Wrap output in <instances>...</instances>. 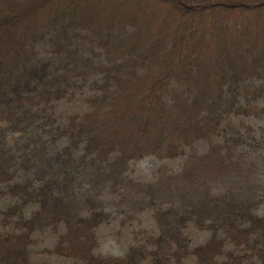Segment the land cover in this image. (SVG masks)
Returning a JSON list of instances; mask_svg holds the SVG:
<instances>
[{
  "label": "trees",
  "instance_id": "16d2710c",
  "mask_svg": "<svg viewBox=\"0 0 264 264\" xmlns=\"http://www.w3.org/2000/svg\"><path fill=\"white\" fill-rule=\"evenodd\" d=\"M160 3L117 48L100 3L0 0V264H264V59Z\"/></svg>",
  "mask_w": 264,
  "mask_h": 264
},
{
  "label": "rangeland",
  "instance_id": "374dc122",
  "mask_svg": "<svg viewBox=\"0 0 264 264\" xmlns=\"http://www.w3.org/2000/svg\"><path fill=\"white\" fill-rule=\"evenodd\" d=\"M89 0V3L92 7L94 4H99L98 8L95 10L89 9L91 13H96L99 11V15L97 16V20L100 22L99 24L94 25L98 28H105L110 25L112 29H118L120 32L124 33V40L126 39L128 30L131 32H136V34L132 33V41H137L141 46L145 43L142 37L150 36V38H155L156 43L161 42L162 39V29L164 25L168 23H173L178 21L180 18L179 14L177 15L171 12L169 5H162L159 0ZM180 2L186 5H196L202 3H226V4H249V5H259L263 4L264 0H179ZM209 15H212L214 18H210ZM48 17V14H44L39 18L36 24H33L31 27L37 26L39 22L45 20ZM249 16L246 18V14L242 11L237 12H213V13H205L202 18H199L198 28L203 31H207V36H211L216 34L218 31L220 32H232L234 30V36L237 38V30L236 28H240L243 33H253V43L256 44L260 49L259 57L264 59V13L256 12V16H253L250 21H248ZM186 24H190V22H186ZM236 24V26L234 25ZM250 29V30H249ZM138 32V33H137ZM176 35V34H175ZM181 35L175 36L176 41H179ZM115 43L114 46L119 48L120 39L117 37L115 33ZM242 39L237 38L238 45L240 46V42ZM123 46L122 44H120ZM235 45V44H234ZM241 47V46H240ZM210 61V59H206ZM159 164V161L155 158H148L144 160L138 166V173H141L144 176H147V173H151V171ZM139 167L141 169H139ZM218 171L219 168L217 166L213 167ZM212 168V169H213ZM3 203V202H1ZM116 231H118L116 229ZM109 235V233H107ZM103 253L105 255L112 256H121L123 251H125L124 246H120L116 243H107L103 245Z\"/></svg>",
  "mask_w": 264,
  "mask_h": 264
},
{
  "label": "water",
  "instance_id": "95a60500",
  "mask_svg": "<svg viewBox=\"0 0 264 264\" xmlns=\"http://www.w3.org/2000/svg\"><path fill=\"white\" fill-rule=\"evenodd\" d=\"M248 7V6H247Z\"/></svg>",
  "mask_w": 264,
  "mask_h": 264
}]
</instances>
